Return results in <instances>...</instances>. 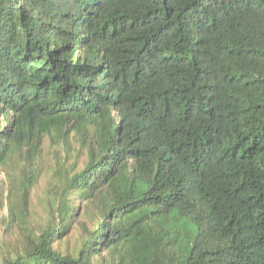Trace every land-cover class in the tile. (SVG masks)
I'll use <instances>...</instances> for the list:
<instances>
[{
  "label": "trees",
  "instance_id": "obj_1",
  "mask_svg": "<svg viewBox=\"0 0 264 264\" xmlns=\"http://www.w3.org/2000/svg\"><path fill=\"white\" fill-rule=\"evenodd\" d=\"M47 143L46 223L0 264H264V0H0L26 213Z\"/></svg>",
  "mask_w": 264,
  "mask_h": 264
},
{
  "label": "rangeland",
  "instance_id": "obj_2",
  "mask_svg": "<svg viewBox=\"0 0 264 264\" xmlns=\"http://www.w3.org/2000/svg\"><path fill=\"white\" fill-rule=\"evenodd\" d=\"M63 155L64 153L47 143L41 161L42 172L30 195L27 213L21 211L23 207L22 187L15 186L24 177L21 173L22 170L9 167L0 171V263L5 257L16 255L19 250L21 235L17 228L18 223L24 226L28 225L29 232H35L38 227H42L46 223V196L53 184L51 179L56 172L58 161ZM83 163L84 161L80 155L78 158L69 157L65 161L63 169L76 172L81 169ZM13 212L17 213L18 216L20 215L19 221H12ZM68 239L71 245L78 244L80 231L74 229Z\"/></svg>",
  "mask_w": 264,
  "mask_h": 264
}]
</instances>
